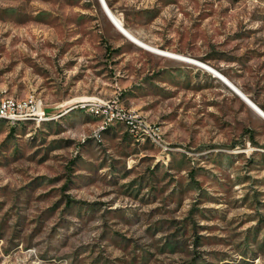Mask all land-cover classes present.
<instances>
[{
    "label": "rangeland",
    "instance_id": "obj_1",
    "mask_svg": "<svg viewBox=\"0 0 264 264\" xmlns=\"http://www.w3.org/2000/svg\"><path fill=\"white\" fill-rule=\"evenodd\" d=\"M105 1L264 110V0ZM31 94L47 119L0 121V264H264V119L205 67L100 0H0V96Z\"/></svg>",
    "mask_w": 264,
    "mask_h": 264
},
{
    "label": "built area",
    "instance_id": "obj_2",
    "mask_svg": "<svg viewBox=\"0 0 264 264\" xmlns=\"http://www.w3.org/2000/svg\"><path fill=\"white\" fill-rule=\"evenodd\" d=\"M81 105L89 106L90 111L102 117L105 124L113 121H124L131 128H139L146 131L149 128V125L140 114L118 108V106L109 101H86ZM25 119H47V112L39 96L31 94L24 99H16L12 96H0V121L4 120L13 124Z\"/></svg>",
    "mask_w": 264,
    "mask_h": 264
},
{
    "label": "bare ground",
    "instance_id": "obj_3",
    "mask_svg": "<svg viewBox=\"0 0 264 264\" xmlns=\"http://www.w3.org/2000/svg\"><path fill=\"white\" fill-rule=\"evenodd\" d=\"M104 3L106 4V7L110 13V15L106 12V14L113 20V22L115 23V25L118 27V29L120 30L121 33H123L125 36H127L128 38H131L134 42H136L137 44L139 45H142L144 47H147V48H150L151 50H155L156 52L160 53V54H163V55H167V56H172L174 57L175 59H179V60H183V61H186V62H190V63H193V64H200L202 65L203 67H205L206 70L210 71L214 76L220 78L221 80H225L226 82H228L229 84H232L233 86H235L237 88V90H239V92H241V94H243L244 96L247 97L246 94H244V92L242 90H240L233 82H231L225 75H223L221 72H219L218 70L212 68L211 66L201 62V61H198L192 57H189V56H185L183 54H178V53H173V52H169L167 50H163V49H159V48H156V47H153L145 42H143L142 40L138 39L136 36H134L125 26L124 24L121 22V20L112 12V10L108 7L106 1L104 0ZM102 5V3H101ZM241 98V97H240ZM242 99V98H241ZM252 101V100H251ZM252 103L254 104V102L252 101ZM255 105V104H254ZM253 108V107H252ZM253 110L258 114L260 115L263 119H264V110H262L260 107H259V110L262 112L260 113L259 111H257L256 109L253 108Z\"/></svg>",
    "mask_w": 264,
    "mask_h": 264
},
{
    "label": "water",
    "instance_id": "obj_4",
    "mask_svg": "<svg viewBox=\"0 0 264 264\" xmlns=\"http://www.w3.org/2000/svg\"><path fill=\"white\" fill-rule=\"evenodd\" d=\"M100 2L102 3V7L105 9V11L110 15L106 4L104 3V0H100ZM236 95H238L239 97H241L244 101H246L251 107H253L254 109H256L257 111H259L260 113H262L259 110V106L249 97V96H244L243 94H241V92H239V90H237V88L235 86H233L232 84H229L228 82H226L225 80H222ZM254 102V104L252 103V101ZM261 108V107H260ZM262 109V108H261Z\"/></svg>",
    "mask_w": 264,
    "mask_h": 264
},
{
    "label": "crops",
    "instance_id": "obj_5",
    "mask_svg": "<svg viewBox=\"0 0 264 264\" xmlns=\"http://www.w3.org/2000/svg\"><path fill=\"white\" fill-rule=\"evenodd\" d=\"M109 7V6H108ZM105 12V11H104ZM106 13V12H105ZM107 15V14H106ZM108 16V15H107ZM108 18L110 19V22H112L113 24H114V26L116 27V28H118L116 25H115V23L113 22V20L108 16ZM121 33V32H120ZM124 35V34H123ZM125 36V35H124ZM125 37H127V36H125ZM128 38V37H127ZM130 41H132L133 43H135V44H137L136 42H134L131 38H128ZM138 46H140V47H142V48H145V49H147V50H150V51H152V52H154V53H157V54H160V53H158V52H156L155 50H151L150 48H147V47H144V46H142V45H139V44H137ZM160 55H163V54H160ZM163 56H167V55H163ZM167 57H170V58H173V59H175L174 57H172V56H167ZM223 75H225L224 73H222ZM226 76V75H225ZM227 77V76H226ZM218 78V77H217ZM228 78V77H227ZM220 79V78H219ZM229 79V78H228ZM221 80V79H220ZM230 81H231V79H229ZM222 81V80H221ZM223 82V81H222ZM231 82H233V81H231ZM224 83V82H223ZM234 83V82H233ZM225 84V83H224ZM235 84V83H234ZM226 85V84H225ZM236 85V84H235ZM227 86V85H226ZM237 86V85H236ZM228 87V86H227ZM238 87V86H237ZM229 88V87H228ZM239 88V87H238ZM230 89V88H229ZM240 89V88H239ZM241 90V89H240ZM245 94V93H244ZM238 96V95H237ZM248 96V95H247ZM245 103L251 108V109H253L246 101H245Z\"/></svg>",
    "mask_w": 264,
    "mask_h": 264
}]
</instances>
